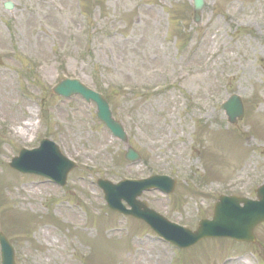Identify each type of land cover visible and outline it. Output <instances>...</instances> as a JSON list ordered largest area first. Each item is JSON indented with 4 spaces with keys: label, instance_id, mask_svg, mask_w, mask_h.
I'll list each match as a JSON object with an SVG mask.
<instances>
[{
    "label": "rangeland",
    "instance_id": "374dc122",
    "mask_svg": "<svg viewBox=\"0 0 264 264\" xmlns=\"http://www.w3.org/2000/svg\"><path fill=\"white\" fill-rule=\"evenodd\" d=\"M65 78L103 96L141 161L124 162L94 104L50 93ZM233 94L244 116L231 126L220 105ZM43 138L76 163L63 188L8 168ZM263 150L264 0H204L198 24L190 0H0V232L15 264H264V224L254 244L182 252L110 212L96 186L168 176L172 194L140 200L194 230L220 195L255 199Z\"/></svg>",
    "mask_w": 264,
    "mask_h": 264
},
{
    "label": "water",
    "instance_id": "95a60500",
    "mask_svg": "<svg viewBox=\"0 0 264 264\" xmlns=\"http://www.w3.org/2000/svg\"><path fill=\"white\" fill-rule=\"evenodd\" d=\"M192 5L194 21L197 23L200 19L199 13L204 6V0H192ZM4 7L8 10L12 9L10 4H5ZM53 93L67 98L80 94L87 102L91 100L95 102L98 120L104 123L116 139L127 144L122 127L112 119L108 105L101 96L90 92L76 81L62 82L53 90ZM221 109L225 112L230 124H235L243 117L242 103L236 96H232L221 106ZM43 144L45 146L38 151H22L19 158L12 160L10 167L22 172L44 176L60 186H64L66 175L72 170L73 165L65 162L52 144L48 142H43ZM34 157L40 159L39 166L24 164V160H32ZM124 159L129 163H134L139 161L140 157L132 148L127 147ZM55 160L58 164L57 169H54L52 165ZM174 185L175 182L165 177H152L139 182L125 181L117 185L101 180L97 182V186L104 194L107 206L112 211L144 221L161 239L178 249H188L207 238H229L238 243L254 242L255 228L264 223V185L256 190L257 201L238 197H220L214 205L212 220L201 221L194 232L168 223L149 210L144 202L137 200L144 191L152 189L170 194ZM122 201L130 207V210L125 209L121 204ZM0 246L1 264H14L13 250L1 234Z\"/></svg>",
    "mask_w": 264,
    "mask_h": 264
},
{
    "label": "bare ground",
    "instance_id": "6f19581e",
    "mask_svg": "<svg viewBox=\"0 0 264 264\" xmlns=\"http://www.w3.org/2000/svg\"><path fill=\"white\" fill-rule=\"evenodd\" d=\"M36 41H39V42H43V39L42 38H35ZM31 121L28 120L27 122H25L24 124H21L20 125V129H16V132L18 133L19 136H21L22 138H24L25 136H28V134L30 133V130H31ZM32 131V130H31ZM132 264H138V260L136 258V255L135 257L132 259Z\"/></svg>",
    "mask_w": 264,
    "mask_h": 264
}]
</instances>
